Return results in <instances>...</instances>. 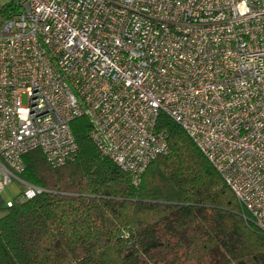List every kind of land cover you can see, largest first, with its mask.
I'll list each match as a JSON object with an SVG mask.
<instances>
[{
  "label": "built area",
  "instance_id": "2783aa9c",
  "mask_svg": "<svg viewBox=\"0 0 264 264\" xmlns=\"http://www.w3.org/2000/svg\"><path fill=\"white\" fill-rule=\"evenodd\" d=\"M160 115L264 235V0H0V194L23 187L6 208L43 193L26 154L74 162L79 117L137 187L168 150Z\"/></svg>",
  "mask_w": 264,
  "mask_h": 264
},
{
  "label": "trees",
  "instance_id": "16d2710c",
  "mask_svg": "<svg viewBox=\"0 0 264 264\" xmlns=\"http://www.w3.org/2000/svg\"><path fill=\"white\" fill-rule=\"evenodd\" d=\"M168 150L137 187L91 143L87 117L70 128L73 163L24 156L21 178L43 189L0 218V264H264V235L172 120Z\"/></svg>",
  "mask_w": 264,
  "mask_h": 264
},
{
  "label": "rangeland",
  "instance_id": "374dc122",
  "mask_svg": "<svg viewBox=\"0 0 264 264\" xmlns=\"http://www.w3.org/2000/svg\"><path fill=\"white\" fill-rule=\"evenodd\" d=\"M2 2H7L10 0H1ZM22 103L25 105V99L22 100ZM23 187L22 185L16 181L13 180L9 185L5 186L4 190L0 194V200L2 201V204H0V218L3 216L5 212V205L8 202L13 203L17 197L22 193Z\"/></svg>",
  "mask_w": 264,
  "mask_h": 264
},
{
  "label": "water",
  "instance_id": "95a60500",
  "mask_svg": "<svg viewBox=\"0 0 264 264\" xmlns=\"http://www.w3.org/2000/svg\"><path fill=\"white\" fill-rule=\"evenodd\" d=\"M0 204H2V201H0Z\"/></svg>",
  "mask_w": 264,
  "mask_h": 264
}]
</instances>
